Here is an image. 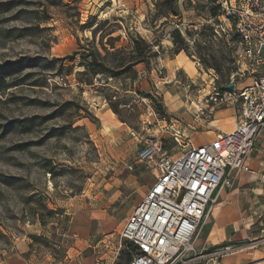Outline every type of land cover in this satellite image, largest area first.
Here are the masks:
<instances>
[{
	"label": "rangeland",
	"instance_id": "374dc122",
	"mask_svg": "<svg viewBox=\"0 0 264 264\" xmlns=\"http://www.w3.org/2000/svg\"><path fill=\"white\" fill-rule=\"evenodd\" d=\"M76 1L0 0V79L11 86L0 92V264H125L123 229L156 180L137 161L144 143L161 138L181 155L172 130L208 140L215 129L199 104L213 86L252 80L218 3L181 0L180 15L165 19L157 0ZM176 31L186 44L178 55ZM136 35L159 57L134 79L82 76L79 56L65 60L109 38L127 48ZM224 110L236 116L233 107L215 115Z\"/></svg>",
	"mask_w": 264,
	"mask_h": 264
},
{
	"label": "built area",
	"instance_id": "2783aa9c",
	"mask_svg": "<svg viewBox=\"0 0 264 264\" xmlns=\"http://www.w3.org/2000/svg\"><path fill=\"white\" fill-rule=\"evenodd\" d=\"M218 4L224 17L222 30L238 35L239 58L252 80L243 88L234 81L224 88L213 86L198 111L206 122H212L217 109L233 107L237 125L201 146L172 130L170 137L183 149L181 155L170 154L161 138L144 143L137 161L152 167L156 180L122 232V238L136 249L130 264H200L205 260L215 264L235 251L224 246L199 252L194 243L220 193L233 186L236 176L253 173L250 160L264 128V0H219ZM230 85L235 89L229 90ZM128 169L134 171V166ZM261 242L254 241L250 247Z\"/></svg>",
	"mask_w": 264,
	"mask_h": 264
},
{
	"label": "crops",
	"instance_id": "0c3cea01",
	"mask_svg": "<svg viewBox=\"0 0 264 264\" xmlns=\"http://www.w3.org/2000/svg\"><path fill=\"white\" fill-rule=\"evenodd\" d=\"M230 110L219 111L210 127L209 139L195 146L208 144L220 133H229L237 125V116ZM220 123V124H219ZM251 174L236 176L233 186L223 190L217 204L199 232L194 245L197 251H214L230 246L235 251L215 264H264V128L256 140V152L250 160ZM262 241L256 248H247L254 241ZM112 257H106L103 264H117ZM99 259L68 264H95ZM4 264H35L20 256L9 257ZM200 264H213L205 260Z\"/></svg>",
	"mask_w": 264,
	"mask_h": 264
},
{
	"label": "trees",
	"instance_id": "16d2710c",
	"mask_svg": "<svg viewBox=\"0 0 264 264\" xmlns=\"http://www.w3.org/2000/svg\"><path fill=\"white\" fill-rule=\"evenodd\" d=\"M62 0H56L55 3H61ZM78 2L80 0H77ZM77 1L75 2L77 4ZM181 0H157L155 3V16L165 19L171 17H178L179 2ZM211 4L219 3V0H209ZM218 10L222 11L221 6L218 4ZM215 13V11L213 12ZM100 26V25H99ZM99 26L96 28L98 30ZM188 36L190 33L188 32ZM130 45L127 48H117L115 42L119 38H109L107 45H102V51L98 48L91 47L85 49L83 52H76L74 58H66L71 62L75 61L76 57L81 58V66L84 68L83 72H79L82 76L89 75L97 77L100 75H107L112 79L131 78L134 79L138 76L136 66L145 65L150 67L152 60L159 57V53L155 51V44H150L141 36H129ZM173 38L176 42L180 43L176 50V54L186 52V44L184 38L179 31L173 33ZM65 60H59L63 62ZM11 86L7 85L4 79H0V92L4 89H9ZM111 109L118 114L117 107L110 102ZM132 250L126 255L125 264H130L132 255L135 252L133 245Z\"/></svg>",
	"mask_w": 264,
	"mask_h": 264
},
{
	"label": "water",
	"instance_id": "95a60500",
	"mask_svg": "<svg viewBox=\"0 0 264 264\" xmlns=\"http://www.w3.org/2000/svg\"><path fill=\"white\" fill-rule=\"evenodd\" d=\"M228 89H229V90H234V89H235V85H230V86L228 87Z\"/></svg>",
	"mask_w": 264,
	"mask_h": 264
}]
</instances>
